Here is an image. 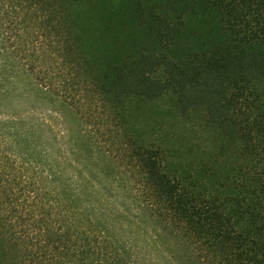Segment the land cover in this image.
<instances>
[{"label": "trees", "instance_id": "1", "mask_svg": "<svg viewBox=\"0 0 264 264\" xmlns=\"http://www.w3.org/2000/svg\"><path fill=\"white\" fill-rule=\"evenodd\" d=\"M0 264H264V0H0Z\"/></svg>", "mask_w": 264, "mask_h": 264}, {"label": "rangeland", "instance_id": "2", "mask_svg": "<svg viewBox=\"0 0 264 264\" xmlns=\"http://www.w3.org/2000/svg\"><path fill=\"white\" fill-rule=\"evenodd\" d=\"M134 111L129 125L147 142L161 143L166 147L173 146L185 151L189 144H207L209 138L212 139V134L207 131L208 128L199 115L192 116L193 120L189 121L188 126L182 125L174 117L166 101L147 104Z\"/></svg>", "mask_w": 264, "mask_h": 264}]
</instances>
